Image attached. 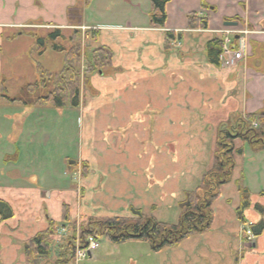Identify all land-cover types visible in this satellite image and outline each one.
Here are the masks:
<instances>
[{
    "label": "crops",
    "instance_id": "crops-1",
    "mask_svg": "<svg viewBox=\"0 0 264 264\" xmlns=\"http://www.w3.org/2000/svg\"><path fill=\"white\" fill-rule=\"evenodd\" d=\"M164 11V27L155 28L150 0H0V42L20 40L26 33L20 28L78 34L85 28L81 35L94 41L89 49L109 58L106 70L83 86L79 106L63 108L83 117L74 161L54 170L47 156L41 183L8 163L23 158L16 123L26 118L7 119L14 140L8 134L0 146L5 155L6 139L12 144L11 156L0 163V200L13 216L0 222V264H25L23 243L44 231L48 220L60 223L63 206L77 225L130 219L131 210L175 225L184 194L212 169L218 133L264 112V0H169ZM193 14L206 20L207 29L191 26ZM223 29L253 32L239 40L242 58L226 69L207 58V44ZM232 144L231 179L211 204L206 232L158 252L146 242L101 238L98 249L72 264H264V232L248 241L236 217L243 189L250 202L242 212L245 227L264 222L254 209L264 207V149L240 138Z\"/></svg>",
    "mask_w": 264,
    "mask_h": 264
},
{
    "label": "trees",
    "instance_id": "trees-1",
    "mask_svg": "<svg viewBox=\"0 0 264 264\" xmlns=\"http://www.w3.org/2000/svg\"><path fill=\"white\" fill-rule=\"evenodd\" d=\"M169 0H150V25L155 28H163L166 20L164 6ZM191 26L197 24L201 29H207L206 20L198 18L195 14L189 16ZM74 31L73 34H77ZM55 35H61L59 31ZM169 36V34H167ZM56 36V37H57ZM41 42L42 40L39 39ZM42 43V42H41ZM76 44L75 52L64 54V66L59 73L38 71V80L33 84L24 85L11 102L20 103L26 108L43 104H50L56 109L77 108L84 84L79 81L78 59L80 48ZM59 50L58 48H54ZM61 49V48H60ZM208 62L220 66L219 55L221 43L214 38L207 44ZM86 75L106 67L108 55L103 50H93L85 54ZM71 60H76L73 65ZM255 123L257 128L250 125ZM240 138L250 145L264 149V112L247 115L239 118L232 126L218 133L212 169L200 180L199 186L184 194L183 201L179 204L180 215L175 225L164 224L150 216L142 215L139 211L131 210L132 218H106L93 222L95 227L79 225L69 220L68 210L62 207L61 222L47 221V228L25 241L22 250L25 256V264H72L75 241L79 239L80 249L85 247V237L93 235L96 239H106L112 244H120L130 241L148 243L152 252H158L163 248H174L182 240L206 232L211 225V204L218 197L220 187L227 184L234 168V155L237 151L233 148V140ZM264 195V193H262ZM240 206L236 210V217L245 226L242 212L250 206L249 194L246 190H240ZM254 209L260 215H264V207L255 205ZM13 216L11 207L0 200V222L11 219ZM89 222V221H88ZM254 237L264 232V222L249 225ZM64 229L63 233L60 230ZM79 234L76 236V232Z\"/></svg>",
    "mask_w": 264,
    "mask_h": 264
},
{
    "label": "rangeland",
    "instance_id": "rangeland-1",
    "mask_svg": "<svg viewBox=\"0 0 264 264\" xmlns=\"http://www.w3.org/2000/svg\"><path fill=\"white\" fill-rule=\"evenodd\" d=\"M82 29L78 30L80 34L75 35L73 32L77 30H60L61 35L57 36L54 34L56 30H43L38 27L20 28L19 30L26 32L22 33L20 40L0 42V97H2L0 98V129H6V132L0 131V137H3L0 146L6 145L3 141L8 134L14 140V136L11 135L12 130L10 131L9 126L6 128V124L9 123L7 119L11 116L17 118L18 115L26 118L22 125L16 123V127L20 129L18 133L20 137L17 140L18 144H15L23 153V158L19 162L17 160L8 163L19 164L26 168L22 169L29 173V175H25V178L37 183H41L44 179V170L42 169L45 168L44 165L48 161L46 160L47 156H50L48 162L52 163L54 170L58 168L55 167L57 165H65L68 161H74L73 156L75 157V152L82 142L83 117L82 114L78 115L77 111L56 109L50 104L31 107L32 110L25 113L24 106L10 100L16 97L24 85L33 84L38 80V71L59 73L64 66V54L71 53L73 55L76 44L80 48L78 71L81 86L86 81L85 79L89 80L93 75V77L99 76V71L106 70L103 67L93 74L86 75L85 54L93 51L87 44L93 46L94 41L92 39L89 42L85 40L86 37L81 35L85 29ZM3 34V37H6L9 32H3ZM39 39L42 40V43ZM58 47L59 50L54 49ZM71 62L74 65L76 60L75 62L71 60ZM4 118L6 120H3ZM11 123L12 121L9 124ZM41 141L43 145L38 150V143ZM6 142L7 147L4 149L7 153L0 154V163L2 164L6 163L7 157L12 154V152L9 154L8 151V147H11L12 144H9L8 138ZM78 234L79 231L76 232V236Z\"/></svg>",
    "mask_w": 264,
    "mask_h": 264
},
{
    "label": "built area",
    "instance_id": "built-area-1",
    "mask_svg": "<svg viewBox=\"0 0 264 264\" xmlns=\"http://www.w3.org/2000/svg\"><path fill=\"white\" fill-rule=\"evenodd\" d=\"M221 35L222 38V46H221V53L219 56V61L221 65L225 68H228L232 65H234L238 60L241 59V50L242 45L240 44L239 49L235 50L234 46L231 43L230 35L235 33H240L246 35L247 32L241 31L236 32L233 30H224L218 32ZM255 127V125H253ZM246 235L248 238H251V234L249 231H246ZM98 248V243L94 239V237L89 236L86 238V248L85 249H77L75 252V259L79 260L83 257H85L86 253L91 250H95Z\"/></svg>",
    "mask_w": 264,
    "mask_h": 264
},
{
    "label": "water",
    "instance_id": "water-1",
    "mask_svg": "<svg viewBox=\"0 0 264 264\" xmlns=\"http://www.w3.org/2000/svg\"><path fill=\"white\" fill-rule=\"evenodd\" d=\"M223 25L225 27H235L236 23H234V22H225ZM69 165H72V162H69Z\"/></svg>",
    "mask_w": 264,
    "mask_h": 264
}]
</instances>
